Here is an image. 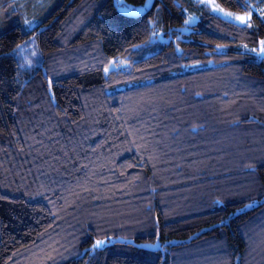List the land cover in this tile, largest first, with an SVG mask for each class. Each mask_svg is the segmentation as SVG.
<instances>
[{
    "label": "trees",
    "instance_id": "1",
    "mask_svg": "<svg viewBox=\"0 0 264 264\" xmlns=\"http://www.w3.org/2000/svg\"><path fill=\"white\" fill-rule=\"evenodd\" d=\"M216 1L0 0V264H264V0Z\"/></svg>",
    "mask_w": 264,
    "mask_h": 264
},
{
    "label": "rangeland",
    "instance_id": "2",
    "mask_svg": "<svg viewBox=\"0 0 264 264\" xmlns=\"http://www.w3.org/2000/svg\"><path fill=\"white\" fill-rule=\"evenodd\" d=\"M203 1L207 4H209L215 13H217V9L213 5H217L219 7V9H223V12H220L219 15L224 16L225 13H230L231 15L228 17V20H231L232 22H235V23L240 24V25H246V24H241L240 21L235 20L234 18L236 16H248L249 13H238V12L227 10V9L223 8L221 5H219V3L216 0H203ZM118 3L120 4V8L125 13L130 14V15H137V14L144 12L147 8L151 7L153 0H148L146 5L142 6V7H135V6L129 5V4L125 3L124 0H118ZM251 21H252V15H251V19L248 21V23H250ZM39 22H40V19L34 17V18L27 21L26 25H24V28L25 29H29V28L32 29V28L36 27ZM17 55L20 59V66H21L22 71H32L35 68H37L38 66H40L42 64V61H43V55H42V51H41L40 45H39L38 40H37V36L33 35L26 43H23V45L20 46V48L18 49ZM263 225L258 226L255 230V233L257 235L256 237H254L255 240L256 241L261 240L262 243H260L259 248L257 250L253 251L252 256L261 252L260 247L262 246V244L264 242ZM152 245L153 244H148V246H150V247ZM209 262H214V261L212 260Z\"/></svg>",
    "mask_w": 264,
    "mask_h": 264
},
{
    "label": "snow or ice",
    "instance_id": "3",
    "mask_svg": "<svg viewBox=\"0 0 264 264\" xmlns=\"http://www.w3.org/2000/svg\"><path fill=\"white\" fill-rule=\"evenodd\" d=\"M213 6L217 9V13H216V15H217L218 18H221V19L227 20L228 17L231 15L230 13H225L223 17H220V16H219V13H220V12H223V9H219V7H218L217 5H213ZM205 7H207V5H205ZM245 11H246V12H249V15H248V16H236L234 19L240 21L241 24H247L248 21L251 19V14H250L249 9H247V7H245ZM191 19H193V18L190 17L189 20H191ZM187 22H188V21H186V23H187ZM228 22L231 23L232 21L229 20ZM248 26H250V24H249ZM248 51L255 52L256 55H257L261 60H264V41H261V47H260L259 49H250V50H248ZM247 207H248V208H251L252 205H251V204H250V205H247ZM222 223H223V222H222ZM103 243H104L103 241H97L96 244L94 245V248H97V247L102 246ZM151 247H152V248H155L156 246H155V245H152Z\"/></svg>",
    "mask_w": 264,
    "mask_h": 264
}]
</instances>
